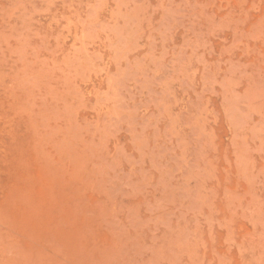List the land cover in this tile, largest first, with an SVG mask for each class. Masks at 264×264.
Returning a JSON list of instances; mask_svg holds the SVG:
<instances>
[{"label":"rangeland","instance_id":"1","mask_svg":"<svg viewBox=\"0 0 264 264\" xmlns=\"http://www.w3.org/2000/svg\"><path fill=\"white\" fill-rule=\"evenodd\" d=\"M0 264H264V0H0Z\"/></svg>","mask_w":264,"mask_h":264}]
</instances>
